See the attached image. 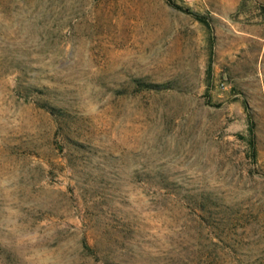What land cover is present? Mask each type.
Listing matches in <instances>:
<instances>
[{
	"label": "rangeland",
	"instance_id": "374dc122",
	"mask_svg": "<svg viewBox=\"0 0 264 264\" xmlns=\"http://www.w3.org/2000/svg\"><path fill=\"white\" fill-rule=\"evenodd\" d=\"M0 264H264V0H0Z\"/></svg>",
	"mask_w": 264,
	"mask_h": 264
},
{
	"label": "trees",
	"instance_id": "16d2710c",
	"mask_svg": "<svg viewBox=\"0 0 264 264\" xmlns=\"http://www.w3.org/2000/svg\"><path fill=\"white\" fill-rule=\"evenodd\" d=\"M177 8L184 10L185 12L191 14L195 20H197L198 22H200L201 24H203L205 27L208 28V21L207 19L203 16L200 15L198 13H195L189 9H183L180 6L176 5ZM137 84H139V86L144 87V88H150V89H159L162 88L161 86H163V84H154V83H139L137 82ZM165 86V85H164ZM247 134H248V138H247V143L250 146L251 150L253 149V145H252V122L250 121V119L247 116Z\"/></svg>",
	"mask_w": 264,
	"mask_h": 264
}]
</instances>
